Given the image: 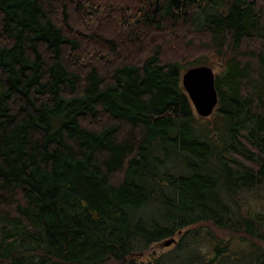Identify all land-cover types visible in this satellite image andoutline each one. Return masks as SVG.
Wrapping results in <instances>:
<instances>
[{
  "label": "trees",
  "instance_id": "16d2710c",
  "mask_svg": "<svg viewBox=\"0 0 264 264\" xmlns=\"http://www.w3.org/2000/svg\"><path fill=\"white\" fill-rule=\"evenodd\" d=\"M217 65L201 118L182 76ZM259 243L264 0H0V264H264Z\"/></svg>",
  "mask_w": 264,
  "mask_h": 264
},
{
  "label": "water",
  "instance_id": "95a60500",
  "mask_svg": "<svg viewBox=\"0 0 264 264\" xmlns=\"http://www.w3.org/2000/svg\"><path fill=\"white\" fill-rule=\"evenodd\" d=\"M182 85L196 114L201 118H210L219 105L215 70L209 66L192 67L184 72ZM174 242L175 239L167 240L163 247H170Z\"/></svg>",
  "mask_w": 264,
  "mask_h": 264
},
{
  "label": "rangeland",
  "instance_id": "374dc122",
  "mask_svg": "<svg viewBox=\"0 0 264 264\" xmlns=\"http://www.w3.org/2000/svg\"><path fill=\"white\" fill-rule=\"evenodd\" d=\"M214 70H215L216 74H218L221 71V67L219 65H217L214 67ZM217 234L221 238H225V239H228L230 237V233H227V232L217 231ZM259 244L264 246V243H259ZM166 248H168V247H163V243H159V244L153 246L150 249L149 253H147V255L143 259L141 258L140 260L144 261V262H148L149 260L155 258L156 255L161 254ZM112 264H116V263H112Z\"/></svg>",
  "mask_w": 264,
  "mask_h": 264
}]
</instances>
